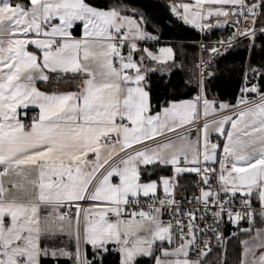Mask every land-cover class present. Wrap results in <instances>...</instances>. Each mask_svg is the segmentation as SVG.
Masks as SVG:
<instances>
[{"label": "snow or ice", "instance_id": "1", "mask_svg": "<svg viewBox=\"0 0 264 264\" xmlns=\"http://www.w3.org/2000/svg\"><path fill=\"white\" fill-rule=\"evenodd\" d=\"M169 7L201 33L233 31L194 43L208 55L186 71L185 45L152 48L159 36L128 0H0V264H215L214 250L228 264L225 215L247 236L239 264H264V0ZM240 48L236 103L209 98L218 59ZM157 73L187 79L154 111ZM64 81L75 90L38 87ZM184 174L198 195L178 199Z\"/></svg>", "mask_w": 264, "mask_h": 264}, {"label": "trees", "instance_id": "2", "mask_svg": "<svg viewBox=\"0 0 264 264\" xmlns=\"http://www.w3.org/2000/svg\"><path fill=\"white\" fill-rule=\"evenodd\" d=\"M176 2L177 0H172ZM133 7L139 8L146 16L147 24L145 25L146 30L153 35L159 36V44L167 45H178L183 43L185 45L184 51L187 53L186 60V71L197 61V47L193 46L194 41L200 38V33L194 28L186 25L183 22L177 20L170 12L169 5L171 3L168 0H128ZM159 28L157 32L155 29ZM74 32H78L79 29L74 28ZM216 32L213 33L215 35ZM216 76L211 81L209 87V98L216 97L218 101H224L230 104H235L237 96L240 94V88L243 84L244 77V49H233L228 55L218 59V63L215 68ZM168 77L165 75L163 79L159 73L151 76V102L154 110H158L160 105L164 104L165 101L173 98L172 89L174 86L181 84L183 80L187 79V76L177 73L172 75L171 84L166 86L165 81ZM194 93L187 92L184 89L177 91V99H188ZM170 169L162 170L163 173H168ZM195 177L193 174H186L180 180L181 187L178 191L183 192L184 187H187L188 191L186 194L195 192L193 181ZM244 225V224H241ZM233 228H224V237L226 240L227 250V262L228 264H236L239 256V245L238 237L233 236ZM91 253V248H88ZM220 250H214L212 255L209 257L210 260L214 261L215 264H219L217 259V253ZM89 258H91L89 256ZM108 261L111 264H118V254H113L108 257ZM140 264H153V261L149 258H143Z\"/></svg>", "mask_w": 264, "mask_h": 264}, {"label": "crops", "instance_id": "3", "mask_svg": "<svg viewBox=\"0 0 264 264\" xmlns=\"http://www.w3.org/2000/svg\"><path fill=\"white\" fill-rule=\"evenodd\" d=\"M168 2H169V0H168ZM169 3H171V4H176V5L189 4L190 6H193V5H195L196 0H177L176 2H173V1L171 0V2H169ZM192 9H194V8H192ZM192 9H191V10H192ZM178 11H180L181 13H183V8H179ZM73 34L76 35V36H79V35H80V29H79L78 32H74V30H73ZM141 46H144V45L142 44ZM151 46H152V48L157 49V47H159V46L161 47V46H165V45L152 43ZM29 50H31V48H29ZM52 75H54V74H52ZM159 75H160V74H159ZM75 84H76L75 81H72V82L64 81V82H60L59 84L53 83L52 85H47V84H45V83H43V82H38V87H39L41 90H45V91H49V92H51V91H64V90H75ZM151 103H152V102H151ZM154 111H159V109H158V110H154ZM18 112L20 113L19 118H20V119H25V114H26V118H27L31 113H35V114L38 116V114H39V109H38L35 105H29V106H27V108H19V109H18ZM226 127H230V125H226ZM195 136H196V132H195V130L193 129V131H192V137L195 138ZM217 138H218V134H213V136H212V140H213L214 142L217 141ZM220 140H221V147H222V140H223V138L221 137ZM169 169H170V168H169ZM169 174H171V170H170L168 173H163L162 170H160V171L157 172L156 175H154V176L152 177V179H153V180H156V179H158L159 176H168ZM184 175H186V174H184ZM117 182H118V181H117ZM162 192H163V190H162V188H161V189H160V193H162ZM183 193H185V192L183 191ZM186 193H187V192H186ZM189 194H190V193H189ZM141 198H142V197H141ZM252 202H253L254 205H256V206L259 207V203H258V201H257V199H256L255 196L252 197ZM85 207H87V205H85ZM130 209H131V208H130ZM137 210H139V209H137ZM73 214H74V211H73ZM257 220H259V217H257ZM258 226H260V225H258ZM227 227H228L229 229L232 227L233 230H234V232H237V233H238L236 236L238 237L239 256H238V260H237L236 264H239L240 253L242 252V246H241V244H240V241H241V240H244V239H247V236H245L244 234H240V233H239V230H238L235 226H233V225H229V226H227ZM246 227H248V225H241V224H240V228H246ZM165 243H166V242H165Z\"/></svg>", "mask_w": 264, "mask_h": 264}, {"label": "built area", "instance_id": "4", "mask_svg": "<svg viewBox=\"0 0 264 264\" xmlns=\"http://www.w3.org/2000/svg\"><path fill=\"white\" fill-rule=\"evenodd\" d=\"M169 2H171V0H169ZM193 11L195 10V9H192ZM173 16L174 17H176L177 18V16L175 15V14H173ZM177 20L178 21H180V22H183L184 23V21H183V19L182 18H177ZM215 20H216V18L215 17H212V18H210V22L211 23H213V24H215ZM188 26H190V27H192V28H194L196 31H198L199 33H200V38L197 40V41H194V42H192L193 44L194 43H197V42H200V41H203V42H205V43H212V42H215V41H217L218 39H220V38H227V36H229L230 34H231V32L233 31V28H232V26H231V24H229V25H226V26H224V28L222 29V30H220V31H217L216 32V34L215 35H213V33H208V32H204V33H201L198 29H196L194 26H192V25H189V24H187ZM160 47V46H159ZM159 47H157V48H159ZM231 51V50H230ZM125 52H126V50H125ZM201 55H203L204 56V58H207V52H205V53H203V54H201L200 53V51H199V49L197 48V60L200 58V56ZM197 62V61H196ZM230 114V113H229ZM33 116H37L35 113H31L27 118H26V122L27 123H30L31 122V119H32V117ZM218 167V166H217ZM171 174H169L168 176H170ZM194 175V174H193ZM195 177V176H194ZM195 179H196V177H195ZM197 194L198 195V192L195 190V192H193V193H190V194H186V193H183V192H180V191H178V189H177V193H176V195H177V198L179 199V198H181V197H184V196H187L188 198H191L192 196H193V194ZM160 195H163V192L162 193H160ZM237 204H238V201H237ZM141 207H143L144 208V210L145 211H147V203H146V201H145V198H141V205H140ZM184 208H188V207H190L191 205H189L188 204V201H187V199H185L184 201H183V205H182ZM130 208L131 207H133V206H129ZM253 207L254 208H256L257 210L259 209V207L258 206H256V205H254L253 204ZM197 215H199V213H197ZM162 220L163 221H165V222H167V221H169L170 219H172V217L170 216V215H168V214H164V215H162ZM186 222V221H185ZM240 224H244V225H248L247 224V221H242ZM229 225H232L231 223H229L228 222V218H227V216L225 215L224 216V222L221 224V230L223 231V235H224V228L225 227H227V226H229ZM194 258V257H193Z\"/></svg>", "mask_w": 264, "mask_h": 264}, {"label": "water", "instance_id": "5", "mask_svg": "<svg viewBox=\"0 0 264 264\" xmlns=\"http://www.w3.org/2000/svg\"><path fill=\"white\" fill-rule=\"evenodd\" d=\"M170 12H171V14H174V13L171 11V9H170ZM186 25H187V24H186ZM223 28H224V26L213 27V29H212L210 32H208V31H206V32H208V33H214V32H217V31L222 30Z\"/></svg>", "mask_w": 264, "mask_h": 264}]
</instances>
